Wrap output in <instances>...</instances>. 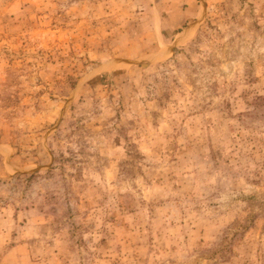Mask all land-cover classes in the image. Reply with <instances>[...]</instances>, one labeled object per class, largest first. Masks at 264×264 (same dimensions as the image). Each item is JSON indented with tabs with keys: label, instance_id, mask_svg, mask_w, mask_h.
<instances>
[{
	"label": "rangeland",
	"instance_id": "rangeland-1",
	"mask_svg": "<svg viewBox=\"0 0 264 264\" xmlns=\"http://www.w3.org/2000/svg\"><path fill=\"white\" fill-rule=\"evenodd\" d=\"M0 264H264V0H0Z\"/></svg>",
	"mask_w": 264,
	"mask_h": 264
}]
</instances>
